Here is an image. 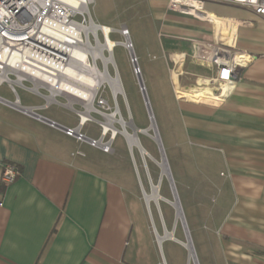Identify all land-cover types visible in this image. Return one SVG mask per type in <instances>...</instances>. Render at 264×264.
Returning a JSON list of instances; mask_svg holds the SVG:
<instances>
[{"label":"crops","instance_id":"obj_1","mask_svg":"<svg viewBox=\"0 0 264 264\" xmlns=\"http://www.w3.org/2000/svg\"><path fill=\"white\" fill-rule=\"evenodd\" d=\"M204 10L210 22L153 0L149 28L151 35L193 50L189 58L162 49L159 68L180 86L215 77L214 66L200 59L204 44L252 57L222 99L199 89L177 108L185 142L197 155L193 163L204 166L197 177L212 203L210 264H264V19L228 4L209 2ZM0 104L17 113L0 106V264H167L163 242L160 248L152 238L149 208L126 174L100 171L82 160V151L71 144L78 142L64 131ZM50 105L23 107L37 108L39 117L63 126L38 114ZM3 163L20 171L7 186L1 182Z\"/></svg>","mask_w":264,"mask_h":264},{"label":"rangeland","instance_id":"obj_2","mask_svg":"<svg viewBox=\"0 0 264 264\" xmlns=\"http://www.w3.org/2000/svg\"><path fill=\"white\" fill-rule=\"evenodd\" d=\"M149 2L150 0H91L87 14H83V17H75L84 24H89L92 20L98 26H108L112 29L109 38L119 43L125 41L121 32L126 29L128 40L132 45V53L137 59V66L140 70L137 77L134 74L129 51L123 46L114 47L113 63L108 64V72L112 77H118L121 93L114 94L105 83L100 85L93 102V110L89 114L88 122L82 127V133L91 138L100 137L102 125L106 123L105 116L115 114L117 121L123 119L130 124L126 130L131 135L136 132L139 145L146 155H141L136 147L132 148V153L129 152L130 147L127 140L121 134L117 135L113 141L112 155L99 153L85 143H77V145L71 141V144L73 149L82 151L85 157H82V160L91 161L94 166L102 167L100 171L109 175L113 174V171H118L120 176L126 174L134 182L139 199L143 204L145 203L142 191L148 195L151 192V186L158 187L161 200L157 202V205L150 201L148 209L151 215L149 226L152 225L153 240H155L154 234L163 236L164 231L173 234L174 239L186 242L187 234L195 259L194 262L188 261V252L179 243L165 241L162 243V252L167 264H210L212 239L209 235L208 210L209 204L212 203L208 204L210 198L202 190L205 182L197 177V174L202 172L199 169L203 170L204 166L193 163L197 155L185 142L178 116L177 103L187 102V100L176 96L179 89L187 92L203 89L204 85L201 86L197 82L180 86L174 76L175 79L171 82L166 80L163 69L159 68V63L164 62L162 54L184 51L190 58L193 50L179 47L177 43L163 36H156V32L151 35L147 14ZM89 39L91 43L97 39L105 42V35L98 30L94 34L91 33ZM153 46H157L158 49L152 50ZM105 55L109 57L110 53L105 52ZM175 61L173 60L172 63L168 61L171 73ZM97 66L101 71L104 70L101 60H97ZM138 78H141L143 82L150 115L153 117L156 132L159 135V143L145 133L152 117H149ZM29 87L28 82L14 87L23 106L51 104L47 110L38 111V114L63 126L74 128L78 125L79 118L75 112H82L85 109L82 102L72 99L68 101L63 96H57L56 102L47 99L42 101L27 90ZM40 92L45 96L49 95L43 89ZM0 97L9 102L16 98L7 85L0 86ZM0 106L9 113L17 114L5 105L0 104ZM117 121L113 122V125L121 130L122 127ZM150 133L153 135V132ZM105 139H110V133ZM162 157L165 159L168 175H163L158 165ZM191 179H195L194 188ZM175 199L181 208V220L178 219L174 207L165 202V200L173 202Z\"/></svg>","mask_w":264,"mask_h":264},{"label":"bare ground","instance_id":"obj_3","mask_svg":"<svg viewBox=\"0 0 264 264\" xmlns=\"http://www.w3.org/2000/svg\"><path fill=\"white\" fill-rule=\"evenodd\" d=\"M53 1L64 5V7L70 10L74 9L77 13L81 14V17H83V14H87L88 6L91 4V0ZM193 5L197 6V4ZM207 16L208 18L212 19V15L207 14ZM48 22L49 21L46 20V24H48ZM46 24H38V26L35 27L31 26L30 29L34 30L37 28L36 35L39 34L38 38L43 42L47 43L53 40V44H58L57 46L59 48V52H56V54H58L56 55L57 58L47 59L46 57L35 54L31 46H25L24 43L30 41V37L25 36L24 34L7 35V40L9 42H13V44L11 46L12 48L10 47L8 50L7 48H5V50L0 49V69L2 73L0 76V82L7 81L8 83H11L13 87H15V85L21 86L26 81L28 83L30 82L34 84L35 90L43 89L48 92L49 95H42L44 99L56 102L57 100H55V98L57 96H63L68 101L72 99L82 102L85 109H83L82 112L76 111L75 113H77L79 118L78 125L76 127H83L90 118L89 114L93 110V102L101 84H107L114 94L121 93L119 79L118 77H112L109 74L108 64L113 63L112 52L116 46H123L129 51L130 58L134 57V54L132 53V45L128 40V31L124 29L126 31L125 34L121 32L125 38V41L123 43H119L112 41L109 38V34L112 32L111 28L107 26H98L92 20H90L89 24H84L74 18L70 25L66 24L64 26V29L67 31V34L64 35H60L56 32L50 33V27L46 26ZM98 30L104 33L105 42H100L97 39L94 43H91L89 35L91 33H96ZM53 38L60 40V43H58V41L56 39L54 40ZM105 52L110 53V56L107 57ZM97 60H101V62L104 64L103 71L98 68ZM136 65L137 60L134 61L135 68ZM12 76L15 77L14 80L12 79L13 81H11L9 78ZM139 86L141 88V93L145 95L143 86L141 84ZM223 89H225V86H223ZM195 91L196 90L190 92L181 91L178 93V95L179 98H189L188 96L193 94ZM200 91V93L203 92L205 94H210V90L208 88L201 89ZM0 100L2 101L4 99L0 98ZM11 105L21 109L17 102L12 103ZM145 105L147 107L149 117H152V115H150L151 112L149 110L148 102H145ZM29 114L33 116L32 113ZM37 116L34 115L33 117L38 118ZM105 118L106 123L102 125V133L104 136L110 133V136L112 137L111 140L114 141L115 137L121 134L127 140L131 153L132 148L136 147L139 149L141 155H146V152L139 145L137 135L135 134L136 132H133L131 135L126 130V127L130 125L129 123L125 122L123 119L117 121L115 114L105 116ZM115 121L121 125V130H118L114 127L113 122ZM77 130L78 129H76V131ZM110 130L112 131V134ZM150 132H153V135ZM145 133L155 142H160L153 117L151 118L150 125L146 129ZM158 165L161 168L162 174L168 175L166 162L163 157ZM150 190L151 192L148 195L143 192L144 200L146 203H148V205L150 201H153L156 204L159 200H161L158 195V187L151 186ZM165 202L174 207L178 219L181 220V208L177 200L175 199L173 202L165 200ZM163 233V236L155 234L157 242L159 241L162 243L167 240L176 241L173 234L164 231ZM178 243L188 252V261L194 262L195 259L192 245L187 234L186 242L178 241Z\"/></svg>","mask_w":264,"mask_h":264},{"label":"built area","instance_id":"obj_4","mask_svg":"<svg viewBox=\"0 0 264 264\" xmlns=\"http://www.w3.org/2000/svg\"><path fill=\"white\" fill-rule=\"evenodd\" d=\"M153 1V0H150ZM167 10L170 12H175L181 15L192 16L194 18H199L210 22L212 19L208 18L206 11L204 10V5L209 2L228 4L233 6H238L241 8L248 9L252 11L255 15L264 19V0H166ZM56 3V4H55ZM55 2L53 0H0V49L5 50V48H10L13 42L7 40V35L13 34H24L30 37V41L25 42V46H31L35 54L39 56L46 57L47 59L57 58L56 52H59L58 44H53V40L50 42H43L36 35L37 28L31 30L30 27L38 26V24H48L46 26L50 27V33L56 32L58 34H67L64 26L66 24L70 25L75 17L81 14L77 13L74 9H68L64 5ZM193 4H197L194 6ZM62 5V6H61ZM70 10V11H68ZM51 19V20H50ZM69 30V29H68ZM123 34L125 30L123 29ZM54 40L56 38H53ZM58 43L60 40L56 39ZM17 44V43H15ZM12 48V47H11ZM204 50L200 56L201 60L209 62L214 66L216 73L215 77L204 82L203 89L211 87L210 94L218 99H222L224 93H229L234 84V79L237 77L239 70L245 67L251 60V55L242 51H233L230 48L215 47L211 44H204L202 47ZM57 52V53H58ZM60 55V54H59ZM64 59V58H63ZM137 59L134 57L130 58V61L134 67V61ZM36 61V60H35ZM34 62V61H33ZM134 74L139 76L140 70L136 65L134 67ZM2 75L0 69V76ZM11 81L15 79L14 76L9 77ZM13 79V80H12ZM26 83V81L24 82ZM23 83V85H24ZM30 87L27 88L29 92L34 95L42 97L41 89L35 90L34 84L30 83ZM7 85L11 91L15 94V100L12 103L17 102L19 105L18 96L16 94L15 88L11 83L7 81L0 82V86ZM201 85V86H202ZM225 86V89H223ZM24 87V86H22ZM199 90V89H198ZM201 90V89H200ZM181 92L182 90L179 89ZM216 91L219 92L216 93ZM176 96L179 97L176 92ZM60 97V96H59ZM1 101V100H0ZM2 102L6 104H12L5 100ZM63 106V105H62ZM21 109H17L25 115L32 113L33 116H37V108H27L20 105ZM23 109V110H22ZM29 110V113H28ZM29 116H32L29 114ZM32 116V117H33ZM54 126L53 123L50 124ZM81 126L74 128H66L64 130L65 135L72 137L78 143H85L89 147L98 149L103 154L112 155L113 154V141L110 139L106 140V136L101 133L98 138L88 137L86 134L81 132ZM76 129H78L76 131ZM103 138V140H102ZM112 141V142H111ZM20 176V171L16 165L11 163H3L1 169V182L4 186L12 184Z\"/></svg>","mask_w":264,"mask_h":264},{"label":"water","instance_id":"obj_5","mask_svg":"<svg viewBox=\"0 0 264 264\" xmlns=\"http://www.w3.org/2000/svg\"><path fill=\"white\" fill-rule=\"evenodd\" d=\"M138 84L140 85H142L143 86V82H142V80H141V78L140 79H138ZM144 88V87H143ZM140 90H141V88H140ZM142 97H143V100H144V103L145 102H148V99H147V96L146 95H144V94H142ZM38 118L37 119H39V120H42L43 122H46L47 124H50L51 122L49 121V120H47V119H45V118H42V117H39V116H37ZM56 128H58V129H60V130H62V131H64L65 130V128L63 127V126H60V125H58V124H55L54 125ZM170 177H171V175H170ZM142 197H143V200H144V194H143V191H142ZM144 203H145V206L148 208V203H146V201L144 200ZM158 203H156V205H157ZM161 242H159L158 241V246L161 248Z\"/></svg>","mask_w":264,"mask_h":264}]
</instances>
